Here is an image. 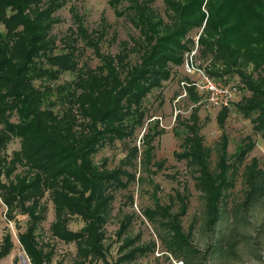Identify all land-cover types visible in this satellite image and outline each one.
Wrapping results in <instances>:
<instances>
[{
    "label": "trees",
    "instance_id": "obj_1",
    "mask_svg": "<svg viewBox=\"0 0 264 264\" xmlns=\"http://www.w3.org/2000/svg\"><path fill=\"white\" fill-rule=\"evenodd\" d=\"M41 3L42 0H0L3 27L0 31V151L10 136L21 139V149L13 154L11 161L0 159V178L9 179L16 164L26 168L24 175L15 176L8 185L0 182V199L7 206V219L14 220V211L27 216L26 229L18 235V242L29 263L52 264L53 248L45 251L36 233L45 220V196L54 207L55 220L50 233L64 244L76 247L73 264H88L90 259L105 262L103 225L109 218L114 194L141 182L142 177L136 178L138 171L152 179L162 166L157 164L154 172L151 170L155 164L153 142L160 132L156 130V122H148L145 128V99L151 91L163 87L173 67L182 66L183 54L188 49L182 42L184 35L202 24L198 50L202 54L209 52L213 60L225 67L224 74L210 71L206 73L208 76L218 81L238 66L251 64L253 70L264 67V0H184L183 3L165 0L164 7L174 14L171 20L178 25L171 32L168 23L152 13L151 0L139 3L109 0L117 16L129 14V22L142 37L141 43L134 44L138 62L130 65L124 47L116 58L102 57V64L95 71L76 69L77 49L67 45L66 40V50L54 55L55 40L51 32L57 20L51 6L39 10ZM122 3L127 6L117 12ZM74 24L76 28L70 30V35L88 48L95 46L93 40L100 31L88 33L78 18ZM239 67L233 69L234 74L253 94L251 98L241 99L234 108L246 117H253L254 131L264 138V70L253 80ZM66 72H76L75 79L53 91L49 86L34 85L37 81L57 80ZM53 94L66 107L61 116L53 114L52 107L45 108L55 103L50 99ZM188 95L197 102L198 96L191 89ZM221 110L218 121L222 126L231 109ZM194 112L187 121L176 117L182 135L176 130L174 135L182 142L181 152L175 156L191 172L194 188L200 193L209 224L213 226L222 216L227 205L226 194L235 187V176L241 171L249 150L241 148L233 162L235 166L230 168L227 138L221 135L216 145L217 160L211 163L210 150L199 135ZM13 117L17 118L16 122L11 121ZM144 128L138 140L139 149L136 139ZM116 141L123 142L127 152L120 164L108 170L106 165L96 164L93 156ZM248 171L246 206L264 199V169L251 165ZM183 191L188 194L186 188ZM187 197L175 194L174 199L179 203L177 212L158 201L153 207L140 209L166 252L181 261L196 253L191 234L182 225ZM128 199L133 203L132 196ZM72 216L83 222L78 231L68 228ZM132 221V216L125 215L120 222L116 235L119 239L126 235L120 251H128L115 264L136 261L155 250L154 243L143 244L139 235H127ZM12 247V236L7 232L0 245V260Z\"/></svg>",
    "mask_w": 264,
    "mask_h": 264
},
{
    "label": "rangeland",
    "instance_id": "obj_2",
    "mask_svg": "<svg viewBox=\"0 0 264 264\" xmlns=\"http://www.w3.org/2000/svg\"><path fill=\"white\" fill-rule=\"evenodd\" d=\"M144 1L147 0H137L138 3ZM151 1L152 13L161 22L168 23L167 25L170 27L168 32L175 31L178 25L171 20V15L174 14L169 13L164 7L165 0ZM175 1L184 2V0ZM108 2L109 0H42L39 10L51 6V9L54 10L53 18L57 20L51 32L55 40L54 55H60L66 50L64 43L66 40L67 45H73V49H77L75 55L76 69L81 67L84 71L90 69L95 71L102 64L100 60L102 57L116 58L122 54L120 52L124 51V47L130 65L137 63V48L134 44L136 41L141 43L142 37H140L137 28L129 22V14L117 16ZM120 5L116 9L117 12L125 9L127 3ZM202 10L203 12L206 10L204 6ZM76 18L84 24L88 33L100 31L96 37L98 41H96L97 39L93 40L95 46L88 48L86 44L80 42V39L76 40L70 35V32L76 28V24H74ZM174 19L177 21L175 17ZM202 29L203 24L199 29L193 28L184 35L182 42L186 46L188 45L187 48H191V51L187 49L184 52L182 66L173 67L169 80L161 89L151 91L143 104L147 112L145 128L148 122H152V124L156 122L158 126L156 130L160 132V135L153 142L155 164L151 170L153 171L157 164L162 163V166L159 170L157 169L155 175H152V179L146 177L147 173L138 171L136 178L142 177L141 182L139 181L127 190L118 191L114 194L109 218L103 225L105 231L103 242L107 249L105 262L90 259L91 262L88 264H115L117 259L126 254L127 249L120 251L126 235L121 239L116 235L120 222L125 218V215L133 217L127 235L129 237L139 235L143 244L154 243L155 250L147 256L137 258L136 261L124 264H264V199L253 205H244V194L247 189L245 176L249 173L248 168L255 165L264 169V138L254 131V124L251 123L253 117H246L234 108V105L239 104L241 99L251 98L253 93H250L242 79L234 74L233 69H237L239 66L232 68V73L229 75H224L220 80L218 79V82L224 83L226 81L227 84L236 86L238 93L229 115L221 126L218 116L222 110L209 106L205 101V96L193 86L194 82L199 81L197 69L205 74L210 71H216L220 74L225 72L222 62L213 60L209 52L202 54L198 50L197 41ZM1 30L3 27L0 26ZM192 68L196 70L193 71ZM239 68L245 74L250 75L253 80L261 75L264 70V67L253 70L251 64ZM75 74L76 72H66L61 74L57 80L39 83L37 81L34 85L37 87L49 86V90L53 91L63 83L74 80ZM188 89H191L194 95L198 96L196 103L189 97ZM50 99L55 103L52 106L47 105L45 108L52 107L53 114L61 116L66 107L57 102L54 94ZM195 110L199 124V135L202 137L204 145L210 150L211 163L217 160L216 145L220 142L221 135L227 138V164L230 165V168L235 166L233 162L241 148H248L249 150L243 159L241 171L238 170L235 176V187L226 194L227 205L222 211V216L218 223L213 226L209 224V218L205 213L204 201L200 198V193L194 188L195 184L192 181L191 172L186 167L185 162L178 161L175 156L176 153L181 152L182 142L178 136L174 135V130L179 132L180 136L182 135L181 126L177 124L176 117L187 121L195 115ZM11 121L16 122L17 118L13 117ZM145 128L139 132L136 139V146L139 149L140 141L138 140ZM1 129L2 125L0 124ZM20 142L19 137L10 136L4 150L0 151V159L6 160V163L11 161L13 154L21 149ZM126 153L124 143L116 141L113 145L107 144L93 157L96 164H104L108 170L117 167ZM25 170L24 166L16 164L15 171L11 173L12 176L9 179L5 176L0 178L1 184L8 185L10 181L13 182L15 176L24 175ZM184 188L187 189L188 194H184ZM176 193L188 196L182 225L185 232L191 234V243L196 249V253L189 256L186 261L175 259L166 252V248L160 244L148 220L140 214L141 208L153 207L155 201H158L162 206L170 205L173 212H177L179 203L174 199ZM128 196L133 197V203L128 199ZM43 203L46 206L45 220L39 224L36 230L39 244L48 252L53 248L52 264H73L76 247L73 244H64L51 235L50 226L55 220L54 207L47 196L43 198ZM15 212L17 211L12 213L14 220L7 219V206L3 205L0 199V245L3 244V238L7 232L11 234L13 244L12 251L0 260V264H31L18 242V235L26 229L28 219L25 214H15ZM82 225L81 219L72 216L68 228L72 231H78Z\"/></svg>",
    "mask_w": 264,
    "mask_h": 264
},
{
    "label": "built area",
    "instance_id": "obj_3",
    "mask_svg": "<svg viewBox=\"0 0 264 264\" xmlns=\"http://www.w3.org/2000/svg\"><path fill=\"white\" fill-rule=\"evenodd\" d=\"M196 71L199 72V81L194 82L193 86L205 96L207 104L218 109H232L238 94L236 86L218 82L204 72L198 69Z\"/></svg>",
    "mask_w": 264,
    "mask_h": 264
}]
</instances>
